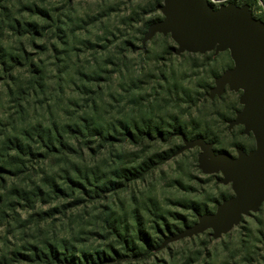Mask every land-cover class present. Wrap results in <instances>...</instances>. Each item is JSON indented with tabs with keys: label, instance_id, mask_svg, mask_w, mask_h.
Here are the masks:
<instances>
[{
	"label": "rangeland",
	"instance_id": "374dc122",
	"mask_svg": "<svg viewBox=\"0 0 264 264\" xmlns=\"http://www.w3.org/2000/svg\"><path fill=\"white\" fill-rule=\"evenodd\" d=\"M162 5L0 0V57L18 59L0 72V160L10 162L0 174V264H67L47 257L64 248L101 257L87 264H264V201L218 237L178 236L233 195L187 143L203 137L236 157L255 139L230 123L244 88L210 95L234 64L229 49L177 52L170 33L145 38ZM85 118L113 137L81 132ZM150 125L161 136L146 134ZM47 131L50 151L39 138ZM139 230L150 238L146 256Z\"/></svg>",
	"mask_w": 264,
	"mask_h": 264
},
{
	"label": "water",
	"instance_id": "95a60500",
	"mask_svg": "<svg viewBox=\"0 0 264 264\" xmlns=\"http://www.w3.org/2000/svg\"><path fill=\"white\" fill-rule=\"evenodd\" d=\"M164 17L151 23L145 38L156 32L170 33L177 52L205 53L229 49L234 60L215 79L210 95L221 94L225 87L243 88V107L231 124H242L244 132H252L255 148L238 149L236 157L215 152L203 137L187 143L198 145V167L203 173H221V182L230 183L233 195L222 200L214 213L202 214L197 222L186 227L179 237L191 236L212 229L213 237L228 232L241 216L255 211L264 201V26L254 17L248 5L229 3L218 9L207 0H163Z\"/></svg>",
	"mask_w": 264,
	"mask_h": 264
},
{
	"label": "trees",
	"instance_id": "16d2710c",
	"mask_svg": "<svg viewBox=\"0 0 264 264\" xmlns=\"http://www.w3.org/2000/svg\"><path fill=\"white\" fill-rule=\"evenodd\" d=\"M232 1L236 2V4H239V5L246 4L252 10L260 9L259 1L262 3V6L264 7V0H232ZM258 18H260L264 22V12H262V14ZM203 55H205V54H203ZM17 60H18L17 58H13L12 56L9 57L8 59L6 57L5 58L0 57V64H1V71L0 72H3V71H5V69H7V62L8 61L14 62ZM83 122L84 123L82 125V128L80 129L81 132H86L87 135L90 136L91 138L96 136L100 139L105 140V139L110 138L111 136L113 137L112 133L115 132L114 128L106 129V128L99 127L97 125L95 126L94 122L91 118L90 119L85 118V119H83ZM123 129H124V132L126 135L133 137V132H131V130L129 129V127L127 125H124ZM174 129L178 130V131H182L181 128H174ZM110 130H113L112 133ZM146 134L153 135V136H161L162 130L158 126H151L150 125L146 129ZM39 138H41L45 142L44 146L47 148V151H50L53 147V139H52L53 135L49 131H47L44 135L40 136ZM9 140H12V139H9ZM12 141H17V140L14 139ZM9 142H11V141H9ZM13 149H15L17 152H21V144L14 143ZM27 151L29 154L30 153H32L33 155L37 154V153L32 152V149L30 148V146L27 147ZM9 163L10 162H8V164ZM8 164H6V161L4 159L0 160V174L6 170H9L7 167ZM0 183H1V181H0ZM141 232L142 231L139 230V235H140L139 239L143 240L145 246L147 247L144 249V252H143L146 256L149 254V251L151 249L150 238L146 232H142V233ZM124 240H125L124 245L127 246L129 243H128V241H126V239H124ZM46 256H47V253H45L44 258L53 257L54 259H56L58 261L66 262L67 264H87L89 261L91 263H94L95 260H97V261L101 260V257L99 256L98 253H95L92 256H86V255L84 256L83 255L79 259L78 257H76V255L74 253H71L68 255L67 252L65 251V248L63 249V251H60L59 249L50 250V251H48V256L47 257Z\"/></svg>",
	"mask_w": 264,
	"mask_h": 264
},
{
	"label": "bare ground",
	"instance_id": "6f19581e",
	"mask_svg": "<svg viewBox=\"0 0 264 264\" xmlns=\"http://www.w3.org/2000/svg\"><path fill=\"white\" fill-rule=\"evenodd\" d=\"M244 88V91L246 92V88H245V85L242 86ZM244 105L246 104V101L243 103Z\"/></svg>",
	"mask_w": 264,
	"mask_h": 264
},
{
	"label": "built area",
	"instance_id": "2783aa9c",
	"mask_svg": "<svg viewBox=\"0 0 264 264\" xmlns=\"http://www.w3.org/2000/svg\"><path fill=\"white\" fill-rule=\"evenodd\" d=\"M211 1H213V0H211Z\"/></svg>",
	"mask_w": 264,
	"mask_h": 264
}]
</instances>
